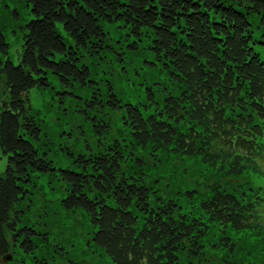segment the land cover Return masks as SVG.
I'll return each mask as SVG.
<instances>
[{"label":"trees","instance_id":"obj_1","mask_svg":"<svg viewBox=\"0 0 264 264\" xmlns=\"http://www.w3.org/2000/svg\"><path fill=\"white\" fill-rule=\"evenodd\" d=\"M24 2L32 19L24 25L20 61L0 58V152L6 156L0 175V256L10 251L8 236L24 253H34L37 241L46 240L24 223L32 173L56 174L65 183L62 206L84 212L91 243L111 264H179L182 254L200 257L205 219L235 230H263L264 240L258 209L264 186L215 184L195 196L194 213H181L174 200L151 199L147 165L135 155L169 150L199 159L218 176L247 172L264 185L256 153L264 148V58L256 45L264 42L251 20L257 17L264 25V0ZM102 23L122 28L132 48L144 43L154 59L150 63L173 79L178 94L162 95L158 88L157 97L147 84L149 102L141 104L121 101L111 85L105 92L91 87L82 98L84 110L96 115V122L106 108L119 110L128 139H112L88 155L69 152L70 165L55 167L47 150L34 143L41 140V127L27 109L26 94L50 85L48 73L65 87L91 86L84 58L108 47ZM59 26L70 36L68 44ZM8 46L0 31V51L6 54ZM97 125L110 130L106 120ZM131 155L129 173L122 166ZM222 246L229 252L235 248Z\"/></svg>","mask_w":264,"mask_h":264},{"label":"rangeland","instance_id":"obj_2","mask_svg":"<svg viewBox=\"0 0 264 264\" xmlns=\"http://www.w3.org/2000/svg\"><path fill=\"white\" fill-rule=\"evenodd\" d=\"M30 19L32 15L24 0H0V31L9 44L6 54L0 51L2 60L9 58L14 64L20 61L24 25ZM251 20L256 37L264 42V25L257 17ZM102 27L107 33L108 47L101 51L102 55L85 54L84 58L90 69V79L94 81L91 86L65 87L48 73L50 85L35 86L26 94L27 109L41 127V140L34 143L40 151L47 150L48 159L55 167L70 165L73 157L69 152L75 156L88 155L112 139H128L119 110L106 108L103 115H98L97 122L94 120L96 115L84 110L82 98L90 95L91 87L105 92L111 85L121 101H139L141 104L149 102L146 100L147 84L155 88L157 97L161 96L158 88H161L162 95L178 94L173 79L165 71L152 66L153 56L144 43H140L139 48H132L129 45L132 40L127 39L122 28L108 23H102ZM58 28L67 44L71 42L68 33L61 26ZM256 50L264 58V44L257 43ZM0 86L2 90L3 83ZM104 120L109 123L110 130L97 125ZM147 152H136L135 155L142 157L147 165V183L154 191L151 199L157 195L164 200H174L181 213H194L193 201L198 208L195 196L207 193L215 184L227 186L256 181L258 185L261 180L247 172L238 177H227L223 173L218 176L199 159L179 156L169 150L152 152L153 155ZM132 158L133 155L122 166L129 173L133 170ZM5 165L6 156L0 152V175ZM28 188L30 199H25L23 204L24 223L44 234L46 240L37 241L38 248L34 253H24L8 236L11 248L4 257L0 256V264H34L36 261L46 264H111L91 243L92 227L84 212L79 209L69 211L62 206L65 183L56 174L32 173ZM203 224L207 231L202 241L203 254L194 259L182 254L179 264H264L263 230L258 234L256 230H235L207 219ZM225 238L227 240L223 241ZM223 243L227 246L234 244V250L229 252Z\"/></svg>","mask_w":264,"mask_h":264}]
</instances>
